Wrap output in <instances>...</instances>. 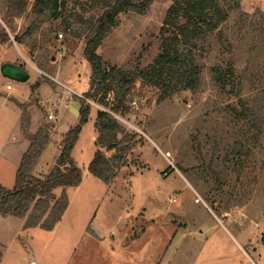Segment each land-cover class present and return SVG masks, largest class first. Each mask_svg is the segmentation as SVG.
Segmentation results:
<instances>
[{"label":"rangeland","instance_id":"obj_1","mask_svg":"<svg viewBox=\"0 0 264 264\" xmlns=\"http://www.w3.org/2000/svg\"><path fill=\"white\" fill-rule=\"evenodd\" d=\"M34 1L29 0L27 13L17 17L6 0H0V63L16 61L31 76L27 83L15 82L11 91L2 78L0 91L18 97L24 93L27 101L6 103L18 111L22 104L32 106L33 127L40 120L37 131L43 127L50 132L34 169V175L45 177L57 162L67 132L79 123L75 114L81 95L90 90L87 38L81 33L109 0H63L66 7L55 19L33 13ZM235 1L241 10L232 13L226 27L232 53L219 43L210 49L201 61L200 91L182 90L162 99L160 88L138 79L121 110L112 112L121 128L122 146L129 145L130 151L109 184L89 171L99 136L97 114L111 111L101 96L93 100L91 118L72 152L83 181L67 190L66 216L54 233L25 231L19 217L1 216L3 264H19L23 252L35 255L40 264H263L264 137L257 142L254 130L248 133L249 126L239 115V99L220 91L211 71L233 58L244 79L243 98L264 111V35L239 30L241 22L262 19L264 0ZM171 5L172 0H155L144 15L121 14L98 50L105 66L136 72L151 64L161 52L162 28ZM66 22L72 25L69 31ZM32 82H40L41 90L27 86ZM113 98L110 92L107 100ZM4 100L0 95V104ZM5 151L15 156L0 161V187L13 188L21 161L19 147ZM103 152L112 157L116 149ZM62 192L55 190L57 197Z\"/></svg>","mask_w":264,"mask_h":264},{"label":"trees","instance_id":"obj_2","mask_svg":"<svg viewBox=\"0 0 264 264\" xmlns=\"http://www.w3.org/2000/svg\"><path fill=\"white\" fill-rule=\"evenodd\" d=\"M155 0H109L104 5L102 14L91 21L81 33L87 38L85 57L91 69L90 90L80 98L79 123L71 128L64 139L62 151L52 171L45 177L34 175V169L47 149L51 134L45 128L30 134L31 117L28 105L22 104V127L30 140V146L24 154L17 170L13 188L0 187V217L15 216L27 218L25 226L40 227L51 231L62 220L70 205L67 190L81 185L83 171L77 166L72 156L73 149L79 139L83 126L91 118V103L88 99L97 100L109 110H100L97 114L96 128L99 136L96 140L97 150L89 165V171L95 177L109 184L117 175V169L123 157L130 151L119 135L121 128L112 112H119L125 99L138 79L162 90V99L171 97L182 90L198 92L204 83V66L201 61L216 43L223 45L231 54L232 44L227 24L234 11L239 12L241 6L235 0H172L164 26L162 28L161 52L144 69L131 72L116 67L107 68L102 56L98 53L105 38L116 26L121 14L135 12L146 14ZM9 11L22 17L30 8L29 0H6ZM66 7L63 0H35L31 11L39 16L49 15L51 19L62 15ZM240 16H244L240 13ZM66 22V31L71 29ZM247 28L250 36L264 35V14L259 22H241L239 30ZM239 34V32H236ZM224 59V58H223ZM233 58L225 59L212 66V79L223 93H230L241 103L240 118L254 130L253 139L257 142L264 137V111L243 98L244 79L236 70ZM40 82L32 88L37 91ZM110 92L114 93L112 102L107 100ZM236 109V107H233ZM122 146V147H121ZM103 149H116L112 157H108ZM126 163V162H124ZM123 163V164H124ZM62 188L57 197L55 190ZM3 253L0 249V263Z\"/></svg>","mask_w":264,"mask_h":264},{"label":"crops","instance_id":"obj_3","mask_svg":"<svg viewBox=\"0 0 264 264\" xmlns=\"http://www.w3.org/2000/svg\"><path fill=\"white\" fill-rule=\"evenodd\" d=\"M7 62L22 66L20 63H18L16 61L7 60V59H4L0 63V66H2L4 63H7ZM33 83L34 82H32L31 84H28L27 86L31 87L35 84V83L34 84ZM23 87H25V86H23ZM41 88H42V85L40 86V90H41ZM0 95H3L5 97V100L0 104L2 106V108L0 110V161H2V163L9 162V160L15 156V155H13L14 154L13 152L5 151V149H7V147H12V148L13 147H19V157L21 158V159L20 158L19 159L22 161L24 154L26 153V151L28 150V148L30 146V140H29L28 136L24 133L23 127H22L23 108L19 106V111H18L13 103L11 105H9L7 103L12 101L13 99H15V101L19 100V102H21L22 100L27 101L28 99H27L26 95H24V93L22 95H19V97H18V96H15L14 94H12L11 92L0 91ZM74 106L77 107L76 104H74ZM28 109H29V112L31 113V116H32L31 126L29 128V133L34 134L37 132L36 127H38L40 120H38L35 127H33V115L31 112L32 106L29 107ZM79 114H80V111L78 110V113L75 114L76 119H78V120H79ZM95 141H96V138H95ZM23 145H25L24 148H22ZM16 157L18 158V154L16 155ZM21 161H20V164H21ZM20 164H19V166H20ZM68 210L69 209H67V211L65 212L62 220L50 232H53V233L56 232L59 224L63 221ZM8 217H10V216H8ZM20 219L22 220V223L20 225L24 227L25 231L38 230V229L41 231L43 230L40 227H29V228H27L25 226L26 221L22 218H20ZM95 229L99 233V238L101 240H104L105 236L103 235L101 230L98 228H95ZM256 250L259 251L260 248L256 247ZM261 256H260V258H261ZM3 261H4V256H3L0 264H3ZM262 261L264 264V257L262 258ZM32 262H34V264H40L39 259L35 255L30 257V255H28L25 252L19 253V264H31Z\"/></svg>","mask_w":264,"mask_h":264},{"label":"water","instance_id":"obj_4","mask_svg":"<svg viewBox=\"0 0 264 264\" xmlns=\"http://www.w3.org/2000/svg\"><path fill=\"white\" fill-rule=\"evenodd\" d=\"M0 72L5 78L20 83H27L31 78L24 67L10 62L4 63L0 68Z\"/></svg>","mask_w":264,"mask_h":264},{"label":"built area","instance_id":"obj_5","mask_svg":"<svg viewBox=\"0 0 264 264\" xmlns=\"http://www.w3.org/2000/svg\"><path fill=\"white\" fill-rule=\"evenodd\" d=\"M37 70H39V73H40L41 75H45V76H47V74L44 73L43 71H41L40 69L37 68ZM47 77H48V76H47ZM2 78L7 79V81L4 82L7 91H11V90H13V89L15 88V81L10 80V79H8V78H5V77L1 74V72H0V79L2 80ZM81 97H82V98H85L84 95H81ZM86 99L88 100L89 103H91V104H95V102H94L93 100L88 99V98H86ZM137 103H138V101L135 99V100L133 101V104H134V105H137ZM105 110H106V109H105ZM49 118H50V119H53L54 116H53V115H49Z\"/></svg>","mask_w":264,"mask_h":264}]
</instances>
